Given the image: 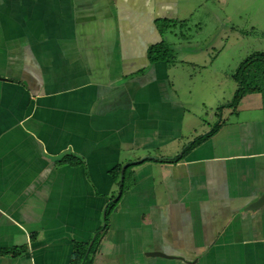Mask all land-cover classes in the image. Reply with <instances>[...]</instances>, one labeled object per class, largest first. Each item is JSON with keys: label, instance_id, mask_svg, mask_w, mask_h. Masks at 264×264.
I'll list each match as a JSON object with an SVG mask.
<instances>
[{"label": "crops", "instance_id": "1", "mask_svg": "<svg viewBox=\"0 0 264 264\" xmlns=\"http://www.w3.org/2000/svg\"><path fill=\"white\" fill-rule=\"evenodd\" d=\"M179 17L178 0H0V264H70L75 242L91 264H264V206L245 210L264 117L212 126L208 85L183 88L237 68L175 45L152 62Z\"/></svg>", "mask_w": 264, "mask_h": 264}, {"label": "rangeland", "instance_id": "2", "mask_svg": "<svg viewBox=\"0 0 264 264\" xmlns=\"http://www.w3.org/2000/svg\"><path fill=\"white\" fill-rule=\"evenodd\" d=\"M178 5L180 17L173 22L174 35L170 34L166 39L169 47L175 45L177 57L188 56L198 61L210 58L215 60V67L224 68L230 74L236 68L238 71L240 65L253 54L264 52V0H178ZM181 25L184 28L181 29ZM206 47L211 54L201 51L189 53V50L193 52ZM195 76L191 82L184 80L183 88L195 96V92L199 94L205 84L209 86L205 88L206 98L210 100L213 96L215 100L207 105L203 120L214 126L212 116L217 109L232 101L236 82L232 77L213 80L208 71ZM255 97L260 99L261 95ZM248 104L243 100L235 115L228 116L229 120L243 123L264 117V110L246 109Z\"/></svg>", "mask_w": 264, "mask_h": 264}, {"label": "trees", "instance_id": "3", "mask_svg": "<svg viewBox=\"0 0 264 264\" xmlns=\"http://www.w3.org/2000/svg\"><path fill=\"white\" fill-rule=\"evenodd\" d=\"M164 26L163 30H168ZM170 45L163 42L161 45L156 47L151 52L152 62L155 61H166L168 63H173L175 60L174 50L169 47ZM234 80L239 84L236 93L231 102L223 105L219 108V112L225 109L233 108L236 113L237 107L242 102L244 97L253 94H259L262 97L264 105V52H258L246 59L239 67L237 73L234 75ZM215 126L212 133H216L219 128ZM208 135L207 137L211 136ZM107 225L101 232H106ZM100 247V244L97 246ZM97 250L90 247V243L75 242L74 252L70 264H91L93 255L95 256Z\"/></svg>", "mask_w": 264, "mask_h": 264}, {"label": "water", "instance_id": "4", "mask_svg": "<svg viewBox=\"0 0 264 264\" xmlns=\"http://www.w3.org/2000/svg\"><path fill=\"white\" fill-rule=\"evenodd\" d=\"M264 206V195L261 196L257 201H255L254 203H252L251 205H249L245 210L246 211H259L261 210V208ZM149 256H158V257H165V258H172L169 257L161 252H151L148 253ZM189 264H196V261L194 262H190Z\"/></svg>", "mask_w": 264, "mask_h": 264}]
</instances>
